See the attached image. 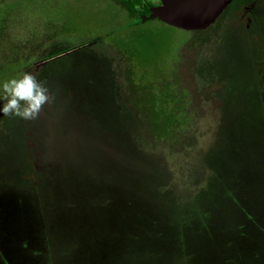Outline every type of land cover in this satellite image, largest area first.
<instances>
[{
  "label": "rangeland",
  "instance_id": "1",
  "mask_svg": "<svg viewBox=\"0 0 264 264\" xmlns=\"http://www.w3.org/2000/svg\"><path fill=\"white\" fill-rule=\"evenodd\" d=\"M0 6L3 40L99 34L111 59L74 47L52 111L0 112V264H264V29L128 26L112 0Z\"/></svg>",
  "mask_w": 264,
  "mask_h": 264
},
{
  "label": "flooded vegetation",
  "instance_id": "2",
  "mask_svg": "<svg viewBox=\"0 0 264 264\" xmlns=\"http://www.w3.org/2000/svg\"><path fill=\"white\" fill-rule=\"evenodd\" d=\"M112 1L119 6L121 5L127 17L130 18L129 11L126 7L127 0ZM152 1L153 2L147 4V11L140 13L142 22L158 19L157 17H149V6L160 2V0ZM263 7L264 0H232L208 27L201 30H191L190 32L204 33L206 31L208 32L207 35L209 34V38L211 37L212 39H214L217 33L224 30L228 32L240 31L245 34L250 33L252 36L254 32L264 29ZM7 12L8 11L0 8V85H2L5 80H8V76H11V78H18L23 73L30 72L36 75L38 79H40V77L43 78V81L48 84L51 93H54L56 87L66 85L69 77L63 73L60 74L62 70H60L59 75L57 74V70L63 69L65 65L62 64L61 67H59L56 61L64 58L66 53L74 47L86 48V51L75 58L74 63L78 62V60H82L86 65L91 64L94 66L96 64L99 65L98 67L102 66V68H104L103 63L111 62V59L105 56L101 51L103 36L99 34L85 38L81 40L79 45L73 47L67 46L65 40V37H67L66 35H64L63 40L61 37L55 36L47 42L46 48L41 50H36L37 47L35 45L37 42H28L24 44L18 40H3V36H5L4 29L6 26L5 18ZM0 96H2V93H0ZM2 103L3 100L0 99V106H2ZM54 108L52 104L46 105L41 113H45L46 110L50 112ZM98 108L100 109V106H98Z\"/></svg>",
  "mask_w": 264,
  "mask_h": 264
},
{
  "label": "clouds",
  "instance_id": "3",
  "mask_svg": "<svg viewBox=\"0 0 264 264\" xmlns=\"http://www.w3.org/2000/svg\"><path fill=\"white\" fill-rule=\"evenodd\" d=\"M0 112L7 117H19L25 121L39 118L46 105H51L53 95L45 81L25 72L18 78H10L0 85Z\"/></svg>",
  "mask_w": 264,
  "mask_h": 264
},
{
  "label": "water",
  "instance_id": "4",
  "mask_svg": "<svg viewBox=\"0 0 264 264\" xmlns=\"http://www.w3.org/2000/svg\"><path fill=\"white\" fill-rule=\"evenodd\" d=\"M232 0H160L149 6V17L184 30H201L213 23Z\"/></svg>",
  "mask_w": 264,
  "mask_h": 264
},
{
  "label": "trees",
  "instance_id": "5",
  "mask_svg": "<svg viewBox=\"0 0 264 264\" xmlns=\"http://www.w3.org/2000/svg\"><path fill=\"white\" fill-rule=\"evenodd\" d=\"M153 2L152 0H127L126 7L129 11V16L131 21L128 22V26L137 25L139 23H142L140 13L147 11V4ZM159 114V113H158ZM170 116V113H166L164 115L163 112L154 119V121H157L156 123V130L159 133V136L163 132L164 128H168L169 126H173L174 123H168L166 124L165 121ZM163 134V133H162ZM263 235V234H262Z\"/></svg>",
  "mask_w": 264,
  "mask_h": 264
}]
</instances>
